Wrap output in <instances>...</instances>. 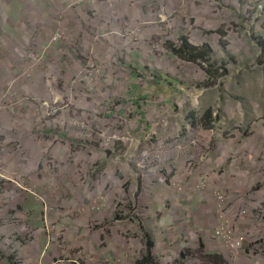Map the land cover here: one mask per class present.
I'll return each mask as SVG.
<instances>
[{
  "label": "rangeland",
  "instance_id": "obj_1",
  "mask_svg": "<svg viewBox=\"0 0 264 264\" xmlns=\"http://www.w3.org/2000/svg\"><path fill=\"white\" fill-rule=\"evenodd\" d=\"M37 7L25 9L30 38L22 44V30L3 24L9 15H2L0 3V32L12 31L1 35L6 43L0 50V148L11 140L38 145L30 164L48 168L39 175L55 172L62 184L64 168L70 167L82 191L94 180L95 189L116 200L97 203L105 210L90 224L68 220L71 213L74 219L87 215L78 209L82 194L51 203L57 204L52 219L45 208L41 218L30 195L25 204L19 188L0 184V194L5 193L0 196V264H39L41 238L56 230L62 233L57 241H66L59 258L45 264H110L117 254L127 264L129 254L139 255L135 247L150 240L164 250L161 256L167 253L163 260L169 264L179 259L180 264H264V0H176L166 37L158 35L150 48L152 57L140 58L142 65L132 68L124 55L119 74L109 66L102 74L63 75L45 64L36 71L26 54L13 57L36 51L34 31L41 21L51 23L39 12L34 15ZM183 43L205 55L194 61L173 55L170 44ZM116 75L120 88H98ZM209 110L213 123L208 126L202 117ZM104 114L110 121L103 125ZM58 115L64 125L80 119L93 129L90 142L78 141L85 151L72 150V136L39 134L53 128ZM23 156L27 152L16 165L27 162ZM0 158L8 164L7 152L0 150ZM7 164L3 173L8 175ZM207 181L211 187L200 191ZM214 192L224 200L217 201ZM222 219L235 230H249L240 256H228L227 244L216 238ZM88 231L109 248L84 249L81 236ZM118 243L125 248L113 250ZM201 249L215 253L205 256Z\"/></svg>",
  "mask_w": 264,
  "mask_h": 264
},
{
  "label": "crops",
  "instance_id": "obj_2",
  "mask_svg": "<svg viewBox=\"0 0 264 264\" xmlns=\"http://www.w3.org/2000/svg\"><path fill=\"white\" fill-rule=\"evenodd\" d=\"M68 1L69 0H51L48 3L37 2V0L20 2L15 0L0 1L3 8L1 12L2 15L6 17L9 15L8 21H5L3 24L10 27L14 32L22 30L20 36L22 44H28L30 38L29 33L25 31L27 29L26 22L30 19L26 17V8L32 10L34 6L37 5L38 7L34 15H39L40 13L39 16H43L45 19H55L57 17L60 28L63 30L62 37L57 42H54L52 46L47 47V36L52 28L50 24H41V22H39L40 29L34 31L33 39V42L36 43V51H19L13 57L23 59L25 54L28 58L31 54H41L42 64L36 67V71L41 70L42 66L45 64L44 67H46V69H50L55 73H62L63 75L79 73V71L85 67V61L87 59L97 62V66L102 65L103 73H105L106 66H109L112 73L119 74L120 59L126 54L128 55L127 62L124 63H128L132 68H138L142 65L140 58L152 57L153 54L150 52V48L157 40V36H165L167 32L165 27H170L174 5L176 4V0H87L67 7L71 0ZM64 7L69 9L65 10ZM40 9L42 13L39 11ZM10 16L11 19L9 20ZM36 24L38 25V23ZM47 26L48 29L45 31ZM3 33H5V35H11L12 31L10 34L4 27V31L0 32V50L2 49L1 44L3 42L6 43V41L1 40V35ZM119 79L120 78L116 75L113 79L104 81L98 88L104 90L120 88ZM62 115L55 117L56 120H53V122L56 124L52 126L53 128H43L39 134L45 136L52 131L60 135L61 138L72 136V142L74 144L72 150L77 152L79 147H83L79 148V150L85 151L86 146L78 141L86 139L90 142L92 140L93 129L85 124L82 126L83 121L80 119H70L67 121V124L64 125L59 121ZM104 115L106 116L102 117L103 123L110 121L109 115ZM1 142L2 141H0V143ZM7 142L9 141L4 142L2 145L9 152L7 167L11 170L10 173H12V178L15 179V182H10V184L14 186L17 185L16 181H19L20 178L24 180V177L20 173L23 170L29 171L30 169H17V156L15 153L9 151L13 146L7 144ZM13 142L15 144L18 143L17 141ZM21 145L22 152H27L28 156L26 160L30 164L32 156L31 150H35V152L38 151V145L36 149L25 144ZM70 169V167L64 168L66 180H62L63 185L55 180V172H53V174L39 175L40 181L37 191L42 196V200H38L40 202H37L33 199L40 205L41 211L37 213L42 218V213L45 208V210H49L50 218L52 219L51 209L57 207V204L52 205L51 203L61 202L63 199L71 200L76 195L79 196L82 194L83 199L78 209L81 212L87 213V215L85 214V216L74 219L71 213L68 216V220L90 224L98 212L105 210L98 207L97 203L108 204V202H114L116 197L114 194H107V196H105L104 192L95 189L94 180H92L91 186H89L88 189L82 191L79 188L78 178H75L74 174L70 172ZM24 196H27L25 201V204H27L29 195ZM153 216L154 220H159L157 214H153ZM39 224L41 226V221H39ZM44 225L46 226V222L42 223L41 228H43ZM51 235L60 236L62 233L56 230L51 233ZM47 239V237L45 240L41 238L42 258H39V264H45L47 261L53 263L59 258V250L66 241V237H64L57 242L53 241L54 244L48 245ZM81 239V243L85 246L84 249H91L94 247H100L102 249L109 248L107 242H104L101 236L90 231L83 234ZM154 245V247H151L150 242L138 245L135 247L134 251H137L139 255L132 258L131 255L133 254H129V256L124 259L123 263L142 264L143 260L148 258L150 262L147 264H168L163 260L167 253L161 256V252L164 250H162L156 242ZM121 246L125 248L124 244L120 245L118 243L116 247L112 249L118 250L119 247L121 249ZM103 254L105 256L103 251L99 253V255ZM109 262L110 264H121V254H117L116 259L112 256ZM94 264H97L96 261Z\"/></svg>",
  "mask_w": 264,
  "mask_h": 264
},
{
  "label": "built area",
  "instance_id": "obj_3",
  "mask_svg": "<svg viewBox=\"0 0 264 264\" xmlns=\"http://www.w3.org/2000/svg\"><path fill=\"white\" fill-rule=\"evenodd\" d=\"M84 1H87V0H71V2L68 4L67 7H70L74 4H77L79 2H84ZM67 7H64V9L65 10L69 9ZM41 24H49V22L41 21ZM50 25H51L52 29H51V32L49 33V35L47 36V40H46V46L47 47H50L53 45L54 42H57L62 37V34H63L62 33L63 30L60 28V24H59L57 17L55 19H51ZM32 57H35V59H32ZM30 58H31V60H34V62H35V64L32 67L33 69L34 68L36 69L37 66L42 64L41 54H37V55L31 54ZM102 69H103L102 65L97 66V62L91 61L90 59H87L85 61V67H83L79 71L78 74H102L103 73ZM73 82H75V80ZM73 82H70L69 86L77 87V83H73ZM103 125H104V123H103ZM82 126H84V122H82ZM7 144H10L13 146L12 148L9 149V151L15 153L17 157H19L21 154H23L22 149H21L22 145L20 142L15 144L13 141H9V142H7ZM0 150L2 152H7V154H9V152L7 151V149L3 145H1ZM23 157L26 159L25 156H23ZM6 164H7V160H2L0 158V180H1V178L4 179V180L0 181V183H2L3 185H6V184L11 185L10 182H15L14 181L15 179L12 178V173H9L8 175L3 173V169H4ZM46 165H47V163H43L41 165L40 169H38V166L32 168V166H30V164L26 161L16 165L17 169H19V170H23L24 168H26V170H28V169H30V170L29 171L23 170L20 173L24 177V180L22 178H20L19 181H16L17 185H14V187L19 188L21 190V192L23 193V195H30L34 200H36L37 202H40L42 200V196L37 191L39 181H40L39 173H41V171H43V170L47 171L48 168L46 167ZM191 165L195 166L192 163H191ZM26 184H30V186H29L30 188L26 187ZM31 185H32V187H31ZM11 186H13V185H11ZM210 187H211L210 181H207L204 184L200 185L198 188L200 191L205 192ZM101 191L105 193V196H107V194H111L109 191H106L105 189H102ZM9 194L13 198L15 197L13 191H11V193H9ZM0 196H5V193L0 194ZM214 196H215L216 200L219 202H222L224 200V196L217 193V192H214ZM25 197L27 199V196H25ZM38 200H40V201H38ZM221 224H224V225H222L221 227H219L215 231L216 238L223 240L227 244L225 250L228 252V256H231L232 254L240 256L241 253H243L247 250L246 248L248 246L247 242H248V238H249V235H248L249 230H240V231L235 230V226L233 224L231 225L230 223H228L224 219L220 220L219 225H221ZM180 227H181V225H179V229H180ZM179 232L181 233V236L186 233L184 230L179 231ZM179 236H180V234H179ZM59 237L60 236H55V235L50 234L48 239H47V244L51 245L52 241H57L59 239ZM181 238H183V237H181ZM204 249L206 250V248H204ZM187 250L188 249H186V251ZM210 253L213 254V253H215V251H210ZM225 259L226 258L224 256V261H225ZM182 261L183 260H181V262ZM224 261H221V262H224Z\"/></svg>",
  "mask_w": 264,
  "mask_h": 264
},
{
  "label": "trees",
  "instance_id": "obj_4",
  "mask_svg": "<svg viewBox=\"0 0 264 264\" xmlns=\"http://www.w3.org/2000/svg\"><path fill=\"white\" fill-rule=\"evenodd\" d=\"M170 48H171V53L173 55L176 54V55H178V56H180V57H182L184 59H189V60H192V61L196 60L199 57L203 58V56L205 55V52H200L202 50H197L196 49V51H194V48H190L186 43H183L182 46H178V47L170 44ZM189 116H190V118H195V114L194 113H190ZM212 118H213L212 117V112L209 110V111H207V113H205L204 117H202V120L204 121V123L206 125L209 126L211 123H213V122H210L212 120ZM150 243H151V247L155 246L153 241H151ZM201 252L203 254H205V256H206L207 253H210V252H206L204 249H201ZM187 253H188V250L186 251V253L183 256H185ZM149 262H150V259L147 258V259L143 260L142 264H147ZM180 263H182V262L179 259L178 264H180Z\"/></svg>",
  "mask_w": 264,
  "mask_h": 264
},
{
  "label": "clouds",
  "instance_id": "obj_5",
  "mask_svg": "<svg viewBox=\"0 0 264 264\" xmlns=\"http://www.w3.org/2000/svg\"><path fill=\"white\" fill-rule=\"evenodd\" d=\"M148 242H151V240L150 241H148ZM154 242V241H153ZM155 243V242H154Z\"/></svg>",
  "mask_w": 264,
  "mask_h": 264
}]
</instances>
